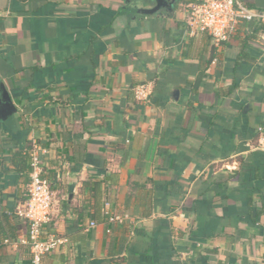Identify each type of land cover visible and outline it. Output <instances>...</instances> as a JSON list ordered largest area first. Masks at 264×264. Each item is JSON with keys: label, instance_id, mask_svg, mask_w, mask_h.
<instances>
[{"label": "crops", "instance_id": "0c3cea01", "mask_svg": "<svg viewBox=\"0 0 264 264\" xmlns=\"http://www.w3.org/2000/svg\"><path fill=\"white\" fill-rule=\"evenodd\" d=\"M139 2L0 0L16 108L0 123V213L23 210L28 174L9 154L29 143L53 193L43 236L63 240L38 264H264V32L241 56L189 35L178 7ZM93 182L119 221L92 217ZM17 222L0 264H31Z\"/></svg>", "mask_w": 264, "mask_h": 264}, {"label": "built area", "instance_id": "2783aa9c", "mask_svg": "<svg viewBox=\"0 0 264 264\" xmlns=\"http://www.w3.org/2000/svg\"><path fill=\"white\" fill-rule=\"evenodd\" d=\"M187 7L185 22L188 32L191 35L205 33L216 44L227 42L244 24L264 26V9L250 8L241 0H194ZM134 95L145 99L148 96L146 87H137ZM259 147L264 150V139ZM28 179L27 199L23 210L17 214L28 224V232L21 243L29 246L32 262L38 264L41 256L53 252L63 240L56 236H43V226L50 220L53 193L48 181L42 176L40 161L33 153ZM119 220V217L109 219L110 222ZM90 226L94 227L95 223L92 222Z\"/></svg>", "mask_w": 264, "mask_h": 264}, {"label": "trees", "instance_id": "16d2710c", "mask_svg": "<svg viewBox=\"0 0 264 264\" xmlns=\"http://www.w3.org/2000/svg\"><path fill=\"white\" fill-rule=\"evenodd\" d=\"M243 2V0H241ZM194 2V0H179L178 5H186L188 6ZM246 6L250 8H256L254 4L249 2H243ZM177 5L175 6V9H177ZM264 9V8H259ZM260 32H264V26L258 25V24H244L237 32H235L234 35L230 37V39L227 42H221L218 45H225L229 44L230 42H238L240 46V55L245 56V50L248 44L250 43H260V41L257 38V34ZM191 35L190 33H188ZM202 35H206L208 39L213 41V39L208 36L205 33H202ZM214 42V41H213ZM214 54H212L208 60L209 63H211L212 59L214 58ZM233 89V88H232ZM33 152V145L27 143L25 147H23L20 150H16L13 153L9 154V162L10 165L13 166L14 171L21 174V175H27L29 172V163L31 159V155ZM93 192H92V205H93V212L92 217L94 219H101L104 221H109L111 218L108 214L103 213L102 207H103V193L100 190V183L93 182ZM23 220L25 225V231L26 234L28 232V224L24 219L19 218L18 214H12V213H6L2 212L0 213V249L3 248L2 244L3 241H7L8 243H13L18 234H19V228L17 226V220ZM20 248L24 250L27 255H30L31 264L32 258L29 246L26 244L20 245Z\"/></svg>", "mask_w": 264, "mask_h": 264}, {"label": "water", "instance_id": "95a60500", "mask_svg": "<svg viewBox=\"0 0 264 264\" xmlns=\"http://www.w3.org/2000/svg\"><path fill=\"white\" fill-rule=\"evenodd\" d=\"M154 3L153 7L139 8L136 10L141 15L150 16L153 14H161L160 10L164 7L172 6L177 0H149ZM16 113V108L12 102L4 85L0 82V123L6 122Z\"/></svg>", "mask_w": 264, "mask_h": 264}, {"label": "flooded vegetation", "instance_id": "af4514ba", "mask_svg": "<svg viewBox=\"0 0 264 264\" xmlns=\"http://www.w3.org/2000/svg\"><path fill=\"white\" fill-rule=\"evenodd\" d=\"M137 2H139V0H137ZM143 2V0H142ZM170 2V0H168V3ZM179 0H177L172 6H168V7H164L160 10V12L164 13H168V12H173L175 10V6L178 5ZM147 7H153L154 3L150 2L148 0V3H146ZM138 8H142L141 7V3L139 2V4H135L134 5V10H137Z\"/></svg>", "mask_w": 264, "mask_h": 264}, {"label": "rangeland", "instance_id": "374dc122", "mask_svg": "<svg viewBox=\"0 0 264 264\" xmlns=\"http://www.w3.org/2000/svg\"><path fill=\"white\" fill-rule=\"evenodd\" d=\"M243 2H249V3H252L251 0H243ZM187 9H188V7H187L186 5H181V6H178V10H177V12L187 14ZM185 18H186V16H185Z\"/></svg>", "mask_w": 264, "mask_h": 264}]
</instances>
